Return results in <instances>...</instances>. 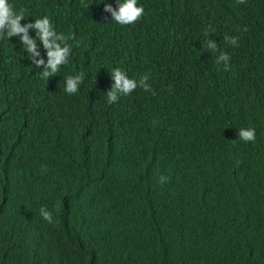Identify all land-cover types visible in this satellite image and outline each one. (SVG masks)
I'll list each match as a JSON object with an SVG mask.
<instances>
[{"label": "clouds", "instance_id": "obj_1", "mask_svg": "<svg viewBox=\"0 0 264 264\" xmlns=\"http://www.w3.org/2000/svg\"><path fill=\"white\" fill-rule=\"evenodd\" d=\"M140 1L79 0L77 18L72 22L61 20L69 0H0V140L4 132L11 134L8 142L0 143L16 147L21 140L37 136L63 149L74 147L78 156L70 167V175L73 179L85 180L67 192L80 198L91 184H101L98 198L102 204L118 212L117 225H131L135 220L137 194L134 198L113 197L114 179L124 171L109 175V171L101 169L95 163L96 157L108 155L110 148L100 140L101 153L94 155L87 140L92 133L87 129L79 134L74 125L80 120L88 122L99 117L97 129L108 132L114 121L109 107L115 105L121 106L117 109L120 119H127L130 124L147 110L154 111L162 119L173 110L176 88L186 86L187 81L184 68L178 76L179 60L162 66V54L171 52L173 44L157 45L142 32L146 24L143 21L136 24L141 15L132 8ZM154 7L161 5L155 2ZM73 28L75 35H72ZM149 28L152 35L159 34V40L165 39L157 21ZM111 31L118 36L116 45L106 41L105 37ZM123 37L132 38L137 46ZM143 41L147 42L146 47L141 45ZM132 53L138 56L133 57ZM117 58H122L120 64ZM127 64L130 65L128 72L117 77ZM22 67L40 79L32 82H24L27 77L15 79L13 72ZM164 71L170 73V78L162 84L160 78ZM151 72L154 73L151 96L145 100V94L140 91L145 88ZM220 77L221 81L210 91L206 105V109H223L225 115L230 112L231 119L216 117L218 127L239 122L240 109L249 99L251 84L259 80L249 67H239L237 72L225 69ZM135 79L139 80V92L135 93L134 100H130L127 97ZM220 87L226 88L227 94L222 93ZM22 91L27 92V98L25 107L20 108ZM234 92L237 94L235 101ZM67 110L71 111V117L66 115ZM23 115L28 117L27 121ZM97 131L93 135L97 136ZM129 169L142 172L141 166L137 165H131ZM23 177L22 173L0 169V204L9 203L15 180ZM91 200L90 192L82 198L83 204L89 208L94 206ZM250 202L242 196L240 204L233 209L234 216L239 217L242 210V219L247 221V209H253ZM229 207L233 208V205ZM95 226L90 224L85 228V236L78 244L57 231L39 236L25 231L14 247H11L12 230L0 228V264H105L115 257L117 240L109 237L108 245L92 231ZM142 229L147 236L149 224L146 221ZM254 237L264 240V229H255L253 237L249 234L241 236L237 244L247 240L251 246L257 247Z\"/></svg>", "mask_w": 264, "mask_h": 264}, {"label": "bare ground", "instance_id": "obj_2", "mask_svg": "<svg viewBox=\"0 0 264 264\" xmlns=\"http://www.w3.org/2000/svg\"><path fill=\"white\" fill-rule=\"evenodd\" d=\"M118 1L122 3V0ZM155 2L160 3L161 7L155 8ZM78 7L79 0H69L67 10L61 16V20L75 22ZM132 10L138 11L141 15L140 19H136V24L143 21L147 27L142 32L154 39L157 45L163 47L166 44H173L174 48L171 52L162 54V66L165 67L172 60H179V77L184 68V58L182 59L179 54L180 45L184 40L193 39L200 45V49L195 47V58H190V60L193 59L191 64L195 70L193 79L198 75V72L201 73L203 63L208 60L216 64L214 71L217 73L209 74L210 83H213L214 80L220 82V75L225 69L237 72L239 67L251 68L259 79L258 82L251 84L249 99L240 109L241 127H233L234 123L218 127L219 119L216 117L228 116L231 119L230 112L228 111L225 115L223 109H206L209 97L203 98L200 95L198 97L190 89L189 81H186V86L176 88L173 110L170 115H166L162 119L158 118L154 111L147 110L140 114L134 124H130L127 119H120L119 110L111 109L109 114L114 121L108 132L103 128L97 129L99 117L91 118L88 122L80 120L74 125V129L79 134L87 129L92 133L87 137V140L94 155L97 156L101 153L98 145L100 140H103L104 146L110 148L108 155L114 160H117L120 154L131 146L133 128L141 127L140 142L133 154V157H139L133 165L141 166L142 177L136 186L138 191L136 218L130 226L142 228L145 221L149 224V233L145 236L144 242L162 239L169 245V248L191 247L193 230L189 225L181 230L176 229L174 215L178 211V206L182 204L189 185L191 183L201 184L200 169L204 162L207 161L212 166L216 161L231 162L234 141H251L257 137H261L264 141V121L261 120L264 114V66H262L258 49L260 46L258 28L264 20V0H142ZM156 21L159 23L161 32L165 34L164 40H159V34L152 35L150 33L149 27ZM75 34V28H73L72 35ZM123 38L137 46L132 38ZM141 45L146 47L147 42L143 41ZM231 51L234 53L230 54ZM131 56L137 57L138 55L132 53ZM121 62L122 58H117V63ZM129 69L130 65H125L123 72L119 73L117 77L121 78ZM227 73L229 74V72ZM12 75L15 79L27 77L24 82L40 79L38 76H32L25 67L13 72ZM89 76L92 77V75ZM169 78V72H162L161 83L165 84ZM153 80L154 73L151 72L146 79L145 88L140 91L145 94V100L151 96ZM138 81L135 79L130 86V93L127 97L130 100H134L135 93L139 92ZM219 90L227 94L226 88L220 87ZM166 92L167 89L164 85V94ZM185 95L188 96L187 99ZM233 96L235 101L236 92ZM21 98L23 102L20 104V108L26 105V91L21 92ZM185 110H191L193 114L189 119L191 122L189 127L185 125L182 118V113ZM66 115L71 117V111L67 110ZM206 116L209 119L207 121L205 120ZM22 117L24 120H28L27 116L23 115ZM203 123L208 137L199 139L197 126ZM96 131L98 132L97 136L93 135ZM10 138V132H4L0 142H8ZM221 140L226 141L224 145L221 144ZM199 142L206 145L207 148L201 147ZM172 175L178 177V182L171 178ZM248 181L250 185L254 184L252 174L248 175ZM257 184L253 193L254 200L249 203L252 208L259 206V203L255 201L256 198L261 197V202H264V181L260 180ZM241 198L242 196L237 197V201L232 204L234 210L240 204ZM242 214L243 212L240 210L241 221L245 222L242 219ZM238 218L234 216V220L237 221ZM32 226L36 228L34 224ZM95 227L92 228V231L98 234L97 236H101L103 232L117 240V224L108 227L102 225V231L97 225ZM9 229L12 230L14 236L11 244V247H14L25 230L22 228ZM254 231L255 229L249 230L247 234L253 237ZM175 262L176 257L173 260L174 264Z\"/></svg>", "mask_w": 264, "mask_h": 264}, {"label": "trees", "instance_id": "obj_3", "mask_svg": "<svg viewBox=\"0 0 264 264\" xmlns=\"http://www.w3.org/2000/svg\"><path fill=\"white\" fill-rule=\"evenodd\" d=\"M260 46H258L262 66H264V20L258 28ZM110 45L118 43L117 34L112 31L105 37ZM199 43L193 39L184 40L180 45L181 58L190 89L199 97L208 98L210 91L218 82L210 83L208 76L217 74L216 64L208 60L202 65L201 73L193 79L195 70L190 58H195V49ZM207 71V72H205ZM206 80V82H205ZM120 105L109 109H120ZM264 109V108H263ZM191 110H185L182 118L187 127L191 124ZM205 118V117H204ZM205 120H209L206 116ZM264 121V114L261 118ZM205 124L197 126L200 138H207ZM237 122L233 127H241ZM195 129V127H194ZM141 127L135 126L131 132V146L122 152L117 160L110 155L96 157L95 163L109 175H115L113 197L134 198L137 184L142 177L138 170H130L139 156L133 157L140 142ZM221 140V144H225ZM203 148L206 145L199 142ZM74 147L61 148L56 143L43 137H31L21 140L16 147L0 143V169L24 174L15 180L13 192L8 204H0V228H22L39 236L57 231L78 244L85 236L88 225L115 226L118 212L104 205L98 198L101 184L93 183L82 193L80 198L70 195L85 179H73L70 167L78 153ZM201 184L191 183L182 204L174 215L175 228L181 230L187 225L193 230L191 247L182 249L169 248L162 239L152 242L143 241L145 232L142 228L127 224L117 225V243L115 257L105 264H264V240L254 237L257 247L249 242L238 243L241 236L249 230L264 229V202L261 197L255 201L259 206L247 209L248 220H234L235 211L229 207L243 196L254 200L257 182L264 181V141L257 137L251 141L233 142V160L226 164L216 161L214 165L204 162L200 169ZM252 174L254 184L250 185L248 175ZM171 178L178 182L177 176ZM91 193L93 207L83 204L82 198ZM36 226L33 227L32 224ZM101 237L109 245L110 238L102 232ZM159 242V245H157ZM151 246V249H149ZM114 253V249L111 247Z\"/></svg>", "mask_w": 264, "mask_h": 264}]
</instances>
